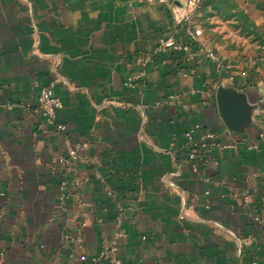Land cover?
Here are the masks:
<instances>
[{
  "label": "crops",
  "instance_id": "obj_1",
  "mask_svg": "<svg viewBox=\"0 0 264 264\" xmlns=\"http://www.w3.org/2000/svg\"><path fill=\"white\" fill-rule=\"evenodd\" d=\"M186 17L232 72L169 54L126 87L136 55L186 40ZM263 47L264 0H208L193 13L181 1L0 0V264H111L105 242L124 264H264ZM51 82L56 124L38 109ZM205 82L245 94L244 132L227 128ZM195 124L231 145L209 150L198 174L182 148ZM80 143L89 163L61 204L57 162Z\"/></svg>",
  "mask_w": 264,
  "mask_h": 264
},
{
  "label": "built area",
  "instance_id": "obj_2",
  "mask_svg": "<svg viewBox=\"0 0 264 264\" xmlns=\"http://www.w3.org/2000/svg\"><path fill=\"white\" fill-rule=\"evenodd\" d=\"M153 1H160L165 4L172 3L174 1H181L185 5L187 12L193 13L208 0H128L130 4ZM183 21V31L186 40L178 42L171 38H161L158 40L157 45L150 53L136 55L132 63L136 73L127 80L125 83L126 87L134 88L138 82L144 81L149 68L167 64V60H165L164 57L169 54H172L176 60H181L185 65H188L191 62H195L197 65H200L203 60H207L208 62L214 64L216 71L220 75L224 73L230 74L232 72V61L223 59L213 48L206 45V43L202 40L203 31L196 28L189 18L186 17ZM158 59H161L160 63H158ZM182 70L183 69L180 68V66L176 67V74L178 77L187 78L190 76L187 71ZM55 84L56 82H51L47 85L41 86L38 95V109L42 112V115L47 122L51 124L57 123V114L63 109V102L53 92ZM205 84L210 86L215 91L218 89V84L216 83L212 84L210 82H205ZM180 98L181 95L176 93L169 96L168 100H179ZM262 113L263 109H259L257 115ZM58 130L60 132H64L66 127L58 125ZM258 139L264 143V128L260 130ZM176 144L177 140L174 138L172 141V147L176 146ZM88 146V143L76 144L68 150L66 155L60 156L58 159V166H61L65 172L63 175L64 180L61 184V204H64L65 200L68 198L70 188L76 186V180L73 177V172L79 166H84L89 163L88 159L82 155V152L87 149ZM230 146L224 144L222 135L209 130H204L198 124H195L186 132L185 142L183 143L182 148L187 151V160L192 165V171L195 174H198L200 172L201 163H204L205 161L208 162L205 155L209 150L214 148L225 149ZM51 172L52 174L56 172V166L51 169ZM210 193V190H206L205 195L209 196ZM232 195L235 200L239 198L236 194ZM253 197L254 196L251 192L246 191L243 194L242 199L244 203L248 204L252 201ZM262 201L264 202V198ZM260 221L264 222V219ZM103 248V255H112L111 264H124L122 259L117 256L118 247L116 242L111 244L105 242L103 244ZM88 260L89 258L85 254L71 255L72 263H85Z\"/></svg>",
  "mask_w": 264,
  "mask_h": 264
},
{
  "label": "water",
  "instance_id": "obj_3",
  "mask_svg": "<svg viewBox=\"0 0 264 264\" xmlns=\"http://www.w3.org/2000/svg\"><path fill=\"white\" fill-rule=\"evenodd\" d=\"M216 99L219 115L231 131L244 132L254 121L244 93L220 86L216 92Z\"/></svg>",
  "mask_w": 264,
  "mask_h": 264
}]
</instances>
